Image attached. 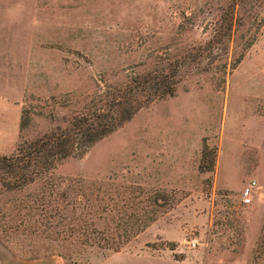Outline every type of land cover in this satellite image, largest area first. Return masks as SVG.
<instances>
[{
	"label": "rangeland",
	"instance_id": "obj_1",
	"mask_svg": "<svg viewBox=\"0 0 264 264\" xmlns=\"http://www.w3.org/2000/svg\"><path fill=\"white\" fill-rule=\"evenodd\" d=\"M258 2L0 0V154L62 126L107 85L157 62L184 60L171 96L78 146L52 170L60 187L77 179L96 183V203L104 206L98 227L121 223L124 209L130 220L155 217L118 251L75 245L78 255L67 261L104 264L119 253L146 255L149 264H264V1ZM202 143L214 149L210 172L197 169ZM249 180L255 185L244 203ZM38 193L10 192L0 204ZM189 231L198 241L193 248Z\"/></svg>",
	"mask_w": 264,
	"mask_h": 264
},
{
	"label": "trees",
	"instance_id": "obj_2",
	"mask_svg": "<svg viewBox=\"0 0 264 264\" xmlns=\"http://www.w3.org/2000/svg\"><path fill=\"white\" fill-rule=\"evenodd\" d=\"M234 5L231 1L224 33L230 30ZM182 61L179 56L157 62L120 83L107 85L69 115L62 126L21 144L9 154H0V199L10 192L39 188L32 201L8 205L1 202L2 245L23 259L54 254L66 258V264H79L76 260L67 261L69 256L78 255L72 249L78 248L75 245L116 252L155 219L152 215H137L130 220L121 205V223L98 227L96 222L104 206L96 203V183L85 184L77 179L60 187L62 182L53 183L52 170L78 146L91 145L152 101L171 96ZM214 157V149L202 143L197 169L210 172ZM18 235L24 238L18 239Z\"/></svg>",
	"mask_w": 264,
	"mask_h": 264
},
{
	"label": "crops",
	"instance_id": "obj_3",
	"mask_svg": "<svg viewBox=\"0 0 264 264\" xmlns=\"http://www.w3.org/2000/svg\"><path fill=\"white\" fill-rule=\"evenodd\" d=\"M198 242V241H197ZM108 258L104 259V264H119L129 262L131 264H149V258L146 255H133V254H119L112 253L107 255ZM0 264H66L56 256L46 255L32 259H23L10 252L3 247L0 248Z\"/></svg>",
	"mask_w": 264,
	"mask_h": 264
},
{
	"label": "built area",
	"instance_id": "obj_4",
	"mask_svg": "<svg viewBox=\"0 0 264 264\" xmlns=\"http://www.w3.org/2000/svg\"><path fill=\"white\" fill-rule=\"evenodd\" d=\"M255 185V181L254 180H249L244 187L241 190V201L246 203L249 202L250 196L252 194V190L253 187ZM190 235L192 234V236L188 239L187 244L189 245V247L193 248L197 245V240L196 238L193 236V233H191V231L188 232Z\"/></svg>",
	"mask_w": 264,
	"mask_h": 264
}]
</instances>
